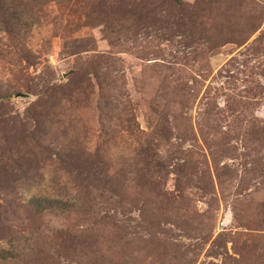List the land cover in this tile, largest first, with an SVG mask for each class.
Listing matches in <instances>:
<instances>
[{
    "label": "rangeland",
    "instance_id": "1",
    "mask_svg": "<svg viewBox=\"0 0 264 264\" xmlns=\"http://www.w3.org/2000/svg\"><path fill=\"white\" fill-rule=\"evenodd\" d=\"M0 264H264V0H0Z\"/></svg>",
    "mask_w": 264,
    "mask_h": 264
},
{
    "label": "trees",
    "instance_id": "2",
    "mask_svg": "<svg viewBox=\"0 0 264 264\" xmlns=\"http://www.w3.org/2000/svg\"><path fill=\"white\" fill-rule=\"evenodd\" d=\"M22 16L25 15L24 13L21 14ZM34 202L39 203L40 205H43V203L47 205H51L52 207L56 204H64L66 201L61 199H49V198H39V199H33Z\"/></svg>",
    "mask_w": 264,
    "mask_h": 264
}]
</instances>
